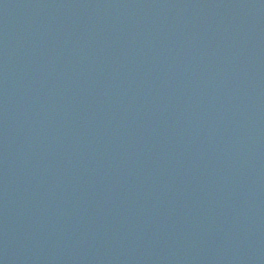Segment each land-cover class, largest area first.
<instances>
[{
	"label": "water",
	"instance_id": "obj_1",
	"mask_svg": "<svg viewBox=\"0 0 264 264\" xmlns=\"http://www.w3.org/2000/svg\"><path fill=\"white\" fill-rule=\"evenodd\" d=\"M0 264H264V0H0Z\"/></svg>",
	"mask_w": 264,
	"mask_h": 264
}]
</instances>
